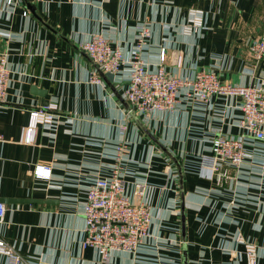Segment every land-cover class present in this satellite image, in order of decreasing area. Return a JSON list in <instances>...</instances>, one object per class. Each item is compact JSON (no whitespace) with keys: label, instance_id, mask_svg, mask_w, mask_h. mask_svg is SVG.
Instances as JSON below:
<instances>
[{"label":"crops","instance_id":"0c3cea01","mask_svg":"<svg viewBox=\"0 0 264 264\" xmlns=\"http://www.w3.org/2000/svg\"><path fill=\"white\" fill-rule=\"evenodd\" d=\"M192 8L205 12L198 35L184 30ZM141 22L153 31L148 60L158 63L166 48L165 66L178 76L216 69L236 84L264 78V58L256 61L249 51L264 34V0H22L14 9L0 0V53H9L11 69L0 107V198L58 201H2L0 236L23 264H100L97 251L82 245L83 208L90 182L119 163L127 179L149 182L157 237L145 240L140 257L115 251L107 264H248L238 232L258 245L257 264H264V141L240 126L241 97L183 101L148 123L129 113L109 84L123 96L129 66L113 80L102 73L104 86L91 81L95 67L82 44L100 32L131 59ZM54 98L59 124L40 126L33 143L22 142L30 109ZM221 134L245 136L251 156L239 169L224 162L210 176L201 156ZM38 164L52 168L51 178L34 175ZM0 264L11 263L0 254Z\"/></svg>","mask_w":264,"mask_h":264},{"label":"built area","instance_id":"2783aa9c","mask_svg":"<svg viewBox=\"0 0 264 264\" xmlns=\"http://www.w3.org/2000/svg\"><path fill=\"white\" fill-rule=\"evenodd\" d=\"M11 9L22 0H2ZM190 22L184 26L185 32L198 35L203 30L205 12L192 8ZM29 9L23 11L29 15ZM153 37L151 26L146 22L135 26V45L131 59L124 56L119 47L112 46L103 33H95L82 44L94 64L91 81L105 85L102 73L116 79L124 66H129L123 97L129 104V113H134L145 122H151L155 112L173 111L183 101L210 103L215 96H240V126L256 141H264V78L257 83L236 84L222 81L216 69H204L194 76H178L166 66V48H162L160 61L153 64L148 60L149 41ZM256 61L264 58V34L256 38L249 47ZM11 69L9 53H0V107L6 100ZM60 102L54 98L50 102L30 109L29 123L22 130L21 141L33 143L38 128H54L60 122ZM126 130V123L121 126ZM124 144H119L123 152ZM245 136L217 135L211 141L209 152L201 156L200 166L210 176L216 174L224 162H231L238 169L251 156ZM165 171L175 177L173 165ZM38 178H51L52 168L48 165L35 166ZM170 176V177H171ZM151 186L146 180L131 181L122 175L121 164H115L110 175H99L90 182L84 204L85 237L83 247H92L98 253V262H111L115 251H124L140 257L145 240L156 238L152 231L153 213L151 206ZM7 212V205L0 201V223ZM235 241L244 245L248 264H257L259 247L248 242L241 232ZM235 256L237 251L228 248ZM0 254H4L11 264H23L25 259L17 248L0 236Z\"/></svg>","mask_w":264,"mask_h":264},{"label":"water","instance_id":"95a60500","mask_svg":"<svg viewBox=\"0 0 264 264\" xmlns=\"http://www.w3.org/2000/svg\"><path fill=\"white\" fill-rule=\"evenodd\" d=\"M28 7L32 10V12L37 15L36 13V7L31 4L30 2H27ZM105 77V79L107 80L108 77L103 75ZM108 81V80H107ZM109 84L113 87V90L115 91L116 95L120 98V100L125 103L127 106L129 105L128 102L126 101V99L120 94V92L117 90V88L113 85L112 81H109ZM34 92H39L40 90H38V88H34L33 89ZM0 201H6V202H16V203H20V202H31V203H48V204H54V203H58L57 200H51V199H35V198H21V199H13L12 200H8L5 198H0Z\"/></svg>","mask_w":264,"mask_h":264}]
</instances>
